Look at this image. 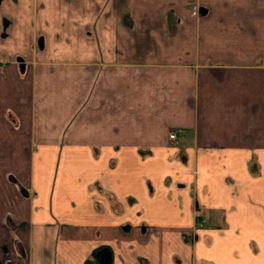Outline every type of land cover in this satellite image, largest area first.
<instances>
[{
  "label": "crops",
  "instance_id": "obj_1",
  "mask_svg": "<svg viewBox=\"0 0 264 264\" xmlns=\"http://www.w3.org/2000/svg\"><path fill=\"white\" fill-rule=\"evenodd\" d=\"M5 250L264 264V0H0Z\"/></svg>",
  "mask_w": 264,
  "mask_h": 264
},
{
  "label": "built area",
  "instance_id": "obj_2",
  "mask_svg": "<svg viewBox=\"0 0 264 264\" xmlns=\"http://www.w3.org/2000/svg\"><path fill=\"white\" fill-rule=\"evenodd\" d=\"M170 137L172 139H174L176 137V134L175 133H172L170 135ZM203 223H205V219H202L199 224L202 225ZM5 253V259L2 260V264H9L11 263L12 259H11V256L9 255V252L7 250L4 251Z\"/></svg>",
  "mask_w": 264,
  "mask_h": 264
},
{
  "label": "rangeland",
  "instance_id": "obj_3",
  "mask_svg": "<svg viewBox=\"0 0 264 264\" xmlns=\"http://www.w3.org/2000/svg\"><path fill=\"white\" fill-rule=\"evenodd\" d=\"M171 134H172V133H171ZM197 211H198V210H197ZM199 217H201V214H199V213L196 212V221H197V223H195V225H196L195 227H196L197 229L200 228L201 226H204L205 223H206V222H205V223H203L202 225H200V224H199V221L202 220V219H204V218H199ZM203 217H204V216H203ZM1 264H2V263H1Z\"/></svg>",
  "mask_w": 264,
  "mask_h": 264
}]
</instances>
